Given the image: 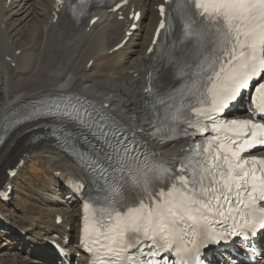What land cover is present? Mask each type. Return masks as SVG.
I'll return each mask as SVG.
<instances>
[{
    "label": "snow or ice",
    "instance_id": "6c2138e0",
    "mask_svg": "<svg viewBox=\"0 0 264 264\" xmlns=\"http://www.w3.org/2000/svg\"><path fill=\"white\" fill-rule=\"evenodd\" d=\"M89 2L79 0L80 15ZM68 9L77 12L70 0ZM177 19L182 39L162 44L157 56L171 71L167 79L152 77L147 91L155 138L175 139L177 129L184 136L210 133L185 156L145 153L71 97L38 101L16 121L50 118L57 125L53 135L70 146L82 139L91 149L82 162L107 177L85 205L92 223L86 216L82 244L92 264H166L165 253L179 257L174 264H200L207 245L232 237L246 242L264 230V157L244 155L264 146V123L223 116L250 91L249 111L264 120V0H179L169 17L173 31ZM165 28L162 20L159 29ZM81 128L97 145L76 136Z\"/></svg>",
    "mask_w": 264,
    "mask_h": 264
},
{
    "label": "bare ground",
    "instance_id": "6f19581e",
    "mask_svg": "<svg viewBox=\"0 0 264 264\" xmlns=\"http://www.w3.org/2000/svg\"><path fill=\"white\" fill-rule=\"evenodd\" d=\"M53 1L0 2V191L9 190L14 178H10L7 172L16 168L21 161L29 156L49 159L50 169L59 181L57 202L66 205L55 204L58 212L53 213L54 218L46 237L49 235L60 242H64L66 237L71 239L67 245L69 263L60 261L50 245L39 243L42 240L38 236L35 237L38 241L35 238L32 240L34 243L25 239L32 228L23 229L24 234L11 232L5 222H0V232L5 231L4 235H0V250L3 245L14 249V262L20 257L28 264H86L82 255L77 257L81 253V211L80 208H74L77 199L73 195L64 196L69 189V176L84 184L88 183L80 171L82 164L65 156L52 145L55 139L48 137L49 122L29 123L17 128L14 125L27 105L71 94L107 104L108 109L125 125L139 124L140 114L147 107V98L143 94L147 82L154 76L167 79L171 71L157 57L147 54L160 21L156 8L163 1L130 0L127 9L119 10L128 14L135 8L141 11L142 19L137 24L138 29L117 51L113 49L126 38L131 21L117 20L119 13L109 7L91 10L89 17L81 23L73 21L64 13H60L54 22ZM94 17L99 19L90 26ZM181 29V25L176 26L169 37V44L180 40ZM18 33L25 37L20 47L12 42ZM98 61L103 62L98 64ZM237 111L239 115H245L242 107ZM138 128L145 131L142 136L161 157L182 156L190 145L189 141L162 144L151 140L146 126ZM260 154L264 156V150ZM48 197L50 199L43 200L45 206L50 201L56 202L53 195ZM57 215L64 219L61 225L55 223ZM75 225H78L77 242L73 235ZM261 241L264 243V235ZM74 258L77 260L75 263Z\"/></svg>",
    "mask_w": 264,
    "mask_h": 264
},
{
    "label": "rangeland",
    "instance_id": "374dc122",
    "mask_svg": "<svg viewBox=\"0 0 264 264\" xmlns=\"http://www.w3.org/2000/svg\"><path fill=\"white\" fill-rule=\"evenodd\" d=\"M15 27L14 25H12ZM20 33L15 35L12 39V42H15V45L20 47L23 46V43L25 41V37H22ZM16 38V39H15ZM24 39V41L22 40ZM22 50V49H21ZM103 62V61H102ZM102 62L98 61V64H101ZM30 129V128H29ZM44 157V156H43ZM36 156H29L26 159V166L21 171L22 174V180L20 179H14L10 184L9 187L13 185L12 188V202L10 204H7V209L4 207L2 210L8 214L6 215L9 219H13V221L23 229H26L27 223L29 220L27 218L31 216H36L37 219L39 217H42L45 219V222H41V232H47L50 230V225L53 221V213L58 212L56 211V205L55 204H61V206H65L66 204L63 202H57V198L59 199L60 190L58 187V176L54 174L50 169V162L49 159L45 157L46 161L38 158L41 163L40 166H37L34 161L37 160ZM48 168V169H47ZM49 170V171H48ZM51 175H50V174ZM52 176V177H51ZM15 181V182H14ZM14 183V184H13ZM17 196L14 195L17 193ZM50 195H53V198L56 202H49L48 206H45L43 203L44 198L50 199ZM63 203V204H62ZM60 206V207H61ZM55 207V208H53ZM77 207L76 209H78ZM75 214V211L73 212ZM77 217V216H76ZM74 221H76V218H72ZM78 219V218H77ZM34 221V220H31ZM30 221V222H31ZM29 227V226H27ZM30 228V227H29ZM40 230V228H38ZM77 230L78 225H75V229L73 226V235L75 236V242L77 239ZM32 231V230H31ZM35 232L29 233V235L26 236L25 239H28L29 242L32 243V239L35 237ZM29 237V238H28ZM32 238V239H31ZM2 238H0L1 241ZM78 241V239H77ZM11 252H10V251ZM0 261L2 262H8V264H28L24 260H21L22 258H18L15 262L12 257V253H14V249L3 245L0 250ZM3 257H2V256ZM2 257V258H1ZM13 260V261H12ZM10 262V263H9Z\"/></svg>",
    "mask_w": 264,
    "mask_h": 264
}]
</instances>
